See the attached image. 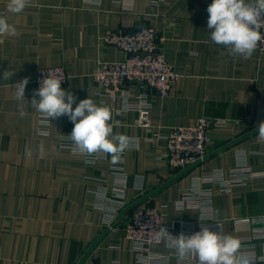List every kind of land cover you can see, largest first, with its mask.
Instances as JSON below:
<instances>
[{"label": "crops", "instance_id": "1", "mask_svg": "<svg viewBox=\"0 0 264 264\" xmlns=\"http://www.w3.org/2000/svg\"><path fill=\"white\" fill-rule=\"evenodd\" d=\"M8 3L0 0V14L16 31L0 37V264H199L165 240L139 250L124 231L135 203L161 207L174 236L199 231L207 210L203 224L238 239V256L264 255V56L256 49L249 59L234 57L211 41L212 0H30L19 14ZM144 25L159 32L179 78L165 97L128 83L114 101L103 98L94 73L123 52L101 36ZM55 65L69 74L62 89L77 97L73 108L91 98L112 111L113 134L131 138L117 163L103 152L89 162L61 147L74 127L67 116L39 133L42 117L30 103L36 70ZM25 77L26 100L18 101L13 85ZM147 91L152 127L137 122ZM201 116L219 122L209 128L207 153L177 171L166 136Z\"/></svg>", "mask_w": 264, "mask_h": 264}, {"label": "clouds", "instance_id": "2", "mask_svg": "<svg viewBox=\"0 0 264 264\" xmlns=\"http://www.w3.org/2000/svg\"><path fill=\"white\" fill-rule=\"evenodd\" d=\"M30 0H9L7 11L19 14L29 6ZM207 29L210 39L217 45L229 49L232 56L249 59L258 44L264 43V0H212L207 7ZM15 27L6 16L0 14V37L14 35ZM13 76L14 73L8 74ZM63 80L46 75L40 87L34 90L31 106L41 114V124L51 123L52 119L67 116L74 127L68 135L75 149L89 155L97 152L109 154L112 162L119 161L120 155L131 145V138L123 134H113L112 111L106 106L97 105L91 98L80 100L76 107L77 97L61 87ZM29 78L16 81L13 85L15 97L24 101L25 88ZM39 97L36 99L35 97ZM28 101V100H27ZM21 118L27 113L21 108ZM258 134L264 140V122L258 126ZM200 230L191 235L184 233L172 235L167 228L158 231V238L168 242L177 250L181 259L195 254L199 264H249L246 257L238 256L240 241L231 235L210 230L203 224L211 220L207 210L198 217Z\"/></svg>", "mask_w": 264, "mask_h": 264}, {"label": "built area", "instance_id": "3", "mask_svg": "<svg viewBox=\"0 0 264 264\" xmlns=\"http://www.w3.org/2000/svg\"><path fill=\"white\" fill-rule=\"evenodd\" d=\"M261 33L264 34V28L261 29ZM101 39L106 44L117 46L123 52L119 60L100 61L94 73L95 82L103 91L101 95L103 98L114 101L118 92L122 91L128 83L137 84L144 90L150 89L161 97L168 95L180 73L167 61L161 47L160 34L154 27L144 25L134 30L123 28L107 30ZM257 50L260 56H264V43L258 44ZM46 75L63 80L61 87H65L68 83L69 74L63 65L43 66L36 70L34 82L38 88L40 87L39 82ZM149 93L144 92L136 107L137 122L143 127H152V105ZM218 123L201 116L194 124L172 127L166 136V155L169 165L177 171H182L203 159L210 141L209 128ZM48 125L49 123L41 124L40 122L39 133L47 135ZM70 134L61 137L60 146L79 152L68 137ZM81 154L89 162H95L100 157V152L92 155ZM243 171L248 175L254 174L249 168L244 167ZM187 199L186 194L180 199L181 207L186 205ZM132 211L128 223L124 226V231L138 249H148L149 245L162 242L163 239L158 238V231L165 228L166 215L163 209L150 204H136ZM259 219L264 222V216ZM239 253L243 256L244 252L239 251ZM246 258L249 264H264V255L251 254Z\"/></svg>", "mask_w": 264, "mask_h": 264}, {"label": "water", "instance_id": "4", "mask_svg": "<svg viewBox=\"0 0 264 264\" xmlns=\"http://www.w3.org/2000/svg\"><path fill=\"white\" fill-rule=\"evenodd\" d=\"M137 203L133 204L132 206L136 205Z\"/></svg>", "mask_w": 264, "mask_h": 264}]
</instances>
